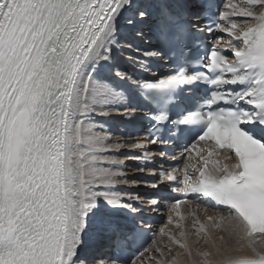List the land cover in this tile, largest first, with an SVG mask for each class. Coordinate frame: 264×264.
<instances>
[{"label":"snow or ice","instance_id":"snow-or-ice-1","mask_svg":"<svg viewBox=\"0 0 264 264\" xmlns=\"http://www.w3.org/2000/svg\"><path fill=\"white\" fill-rule=\"evenodd\" d=\"M0 264H264V0H0Z\"/></svg>","mask_w":264,"mask_h":264},{"label":"bare ground","instance_id":"bare-ground-1","mask_svg":"<svg viewBox=\"0 0 264 264\" xmlns=\"http://www.w3.org/2000/svg\"><path fill=\"white\" fill-rule=\"evenodd\" d=\"M97 121L100 122V123H104V122H105L103 118H97ZM107 124L110 125V126H112V127H115L116 124H117V121H114V120H108V121H107ZM126 163L128 164L129 169H130V171H129V175L134 176L136 179L142 180V179L140 178V174H141V173L131 171V169H134V163H135V162H134L133 160H127ZM149 187H150V186H149ZM139 191H140L141 193L143 192L142 194H144V195L148 193V192L144 189V186H143V185L140 186ZM189 208L192 209V210H195V209H196V206H195V205H190ZM164 210H165L164 207H162V209H160V211H159V212H161V213L163 214V221H162V223H161L160 225H158V229H157L158 234H159V230H160L161 228H164L165 225L168 224V219H167V218H168V212H167V213H164ZM197 214L200 215L201 218H203V215H204L203 213L198 212ZM208 214H215V213H214V212H209ZM165 230H166V231H172V232H176V231H177V229H175L174 226H172V225H168V227H167ZM160 241H162V242L165 243V244L168 243V241H167L166 238H159V239H158V242H160ZM177 250H178V249H174V251H177Z\"/></svg>","mask_w":264,"mask_h":264}]
</instances>
